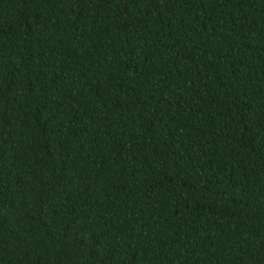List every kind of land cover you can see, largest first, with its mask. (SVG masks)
Segmentation results:
<instances>
[{
  "label": "trees",
  "instance_id": "trees-1",
  "mask_svg": "<svg viewBox=\"0 0 264 264\" xmlns=\"http://www.w3.org/2000/svg\"><path fill=\"white\" fill-rule=\"evenodd\" d=\"M0 264H264V0H0Z\"/></svg>",
  "mask_w": 264,
  "mask_h": 264
}]
</instances>
